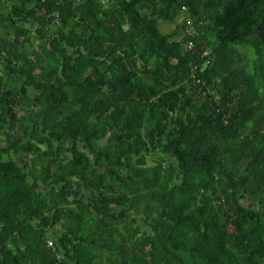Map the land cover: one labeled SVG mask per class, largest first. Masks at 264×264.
<instances>
[{"label":"trees","instance_id":"obj_1","mask_svg":"<svg viewBox=\"0 0 264 264\" xmlns=\"http://www.w3.org/2000/svg\"><path fill=\"white\" fill-rule=\"evenodd\" d=\"M0 137V264H264V0H0Z\"/></svg>","mask_w":264,"mask_h":264},{"label":"rangeland","instance_id":"obj_2","mask_svg":"<svg viewBox=\"0 0 264 264\" xmlns=\"http://www.w3.org/2000/svg\"><path fill=\"white\" fill-rule=\"evenodd\" d=\"M179 22V21H178ZM159 27L161 28V31L163 32H170L172 29L175 28V24H163L162 22L159 23ZM5 141V139H3L2 137H0V144H2ZM17 164L19 166H22L23 163L21 162V160L15 159Z\"/></svg>","mask_w":264,"mask_h":264},{"label":"built area","instance_id":"obj_3","mask_svg":"<svg viewBox=\"0 0 264 264\" xmlns=\"http://www.w3.org/2000/svg\"><path fill=\"white\" fill-rule=\"evenodd\" d=\"M48 245H49V246H52V244H51V243H48Z\"/></svg>","mask_w":264,"mask_h":264},{"label":"bare ground","instance_id":"obj_4","mask_svg":"<svg viewBox=\"0 0 264 264\" xmlns=\"http://www.w3.org/2000/svg\"><path fill=\"white\" fill-rule=\"evenodd\" d=\"M204 56H207V53H204Z\"/></svg>","mask_w":264,"mask_h":264},{"label":"flooded vegetation","instance_id":"obj_5","mask_svg":"<svg viewBox=\"0 0 264 264\" xmlns=\"http://www.w3.org/2000/svg\"><path fill=\"white\" fill-rule=\"evenodd\" d=\"M17 133H18V132H16V136H17ZM10 158H12V157L10 156Z\"/></svg>","mask_w":264,"mask_h":264},{"label":"clouds","instance_id":"obj_6","mask_svg":"<svg viewBox=\"0 0 264 264\" xmlns=\"http://www.w3.org/2000/svg\"><path fill=\"white\" fill-rule=\"evenodd\" d=\"M15 138V137H14ZM14 138H12V140H14Z\"/></svg>","mask_w":264,"mask_h":264}]
</instances>
